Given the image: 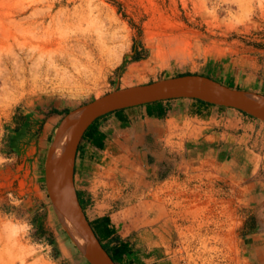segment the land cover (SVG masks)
I'll use <instances>...</instances> for the list:
<instances>
[{
  "label": "rangeland",
  "instance_id": "obj_1",
  "mask_svg": "<svg viewBox=\"0 0 264 264\" xmlns=\"http://www.w3.org/2000/svg\"><path fill=\"white\" fill-rule=\"evenodd\" d=\"M262 65L264 0H0V264H93L46 184L49 150L69 115L108 92L182 74L233 87ZM178 128L170 114L145 122L142 139L113 142L111 153L89 149L87 167L101 180L75 189L91 225L113 251L95 209L138 205L158 217L168 242L172 232L181 264H264V253L247 249L264 244L258 176L183 155ZM116 264L139 260L125 254Z\"/></svg>",
  "mask_w": 264,
  "mask_h": 264
},
{
  "label": "crops",
  "instance_id": "obj_2",
  "mask_svg": "<svg viewBox=\"0 0 264 264\" xmlns=\"http://www.w3.org/2000/svg\"><path fill=\"white\" fill-rule=\"evenodd\" d=\"M262 67L261 75H256L254 79L250 76L244 80L242 77L235 78L236 83L232 86L264 93ZM169 101L171 106L167 104ZM170 114L171 120L179 127L174 131L183 134V149L180 153L187 154L189 158L196 156L221 166L226 165L232 172L243 174L248 179H257L258 176L260 186L264 189V181L261 180L264 178V145L255 146L259 136L264 137V126H258L250 115L233 107L193 98H173L130 106L98 118L83 136L77 149L73 180L78 192L84 185L88 189H96L101 180L97 175L99 171L87 167L89 149L98 154L111 153L113 142L117 147L142 139L150 131L145 129V122L169 119ZM188 118L196 121L189 125ZM85 140L88 150L83 152L82 144ZM260 194L264 195V190ZM157 218L146 207L124 205L111 212L95 209L93 219L96 220L97 228L106 236L105 241L108 239L116 243V246L125 245L127 257L138 258L139 264H181L174 253L172 232L171 242H168L163 224ZM247 249L259 258L264 253V244L251 240ZM139 250L148 254L139 259L136 256Z\"/></svg>",
  "mask_w": 264,
  "mask_h": 264
},
{
  "label": "water",
  "instance_id": "obj_3",
  "mask_svg": "<svg viewBox=\"0 0 264 264\" xmlns=\"http://www.w3.org/2000/svg\"><path fill=\"white\" fill-rule=\"evenodd\" d=\"M173 96L189 97L219 106L233 107L259 118H261L259 114L264 112V94L233 88L206 75L190 73L108 92L83 105L77 111V113L80 112V117L76 124L67 127L64 121L55 144L64 131L68 133L67 143L61 150V166L58 169H50V157L53 156V152L48 154L47 189L55 210L71 220L86 239L89 250L85 252L93 264L116 263L103 247L87 218L74 186V163L81 138L88 127L103 115Z\"/></svg>",
  "mask_w": 264,
  "mask_h": 264
},
{
  "label": "bare ground",
  "instance_id": "obj_4",
  "mask_svg": "<svg viewBox=\"0 0 264 264\" xmlns=\"http://www.w3.org/2000/svg\"><path fill=\"white\" fill-rule=\"evenodd\" d=\"M213 88L216 89L215 87H213ZM259 116L264 119V112L259 114ZM79 117H80V112L76 113V114L69 115L65 120L66 126L71 127L72 125L76 124L79 120ZM59 131H58V134L56 135L55 140H57L58 135H60ZM67 136H68V133L64 131L63 134H61V136L59 137V141L57 142V144H55V142H54V144L51 146L49 153L53 152L52 153L53 156L51 155V157H50V163H49L50 169L55 170L61 166V154L60 153H61V150L66 146ZM53 209L55 210L54 207H53ZM55 213H56L58 219L60 220V222L63 224L64 228L68 229L74 236H76L82 244H79L73 238V236L68 232L70 237L80 246V248H82V250L88 251L89 247H88L86 239L80 234V232L77 230L75 225L71 222V220H69L67 217L63 216V214H61L57 210H55Z\"/></svg>",
  "mask_w": 264,
  "mask_h": 264
},
{
  "label": "trees",
  "instance_id": "obj_5",
  "mask_svg": "<svg viewBox=\"0 0 264 264\" xmlns=\"http://www.w3.org/2000/svg\"><path fill=\"white\" fill-rule=\"evenodd\" d=\"M199 101H202V100H199ZM202 102H204V101H202ZM208 103V102H207ZM211 104V103H210ZM120 110H122V109H119V110H115V111H113V112H118V111H120ZM240 111H242V110H240ZM242 112H244V111H242ZM245 114H247L246 112H244ZM249 115V114H248ZM104 116V115H103ZM102 117V116H101ZM101 117H99V118H101ZM98 119V118H97ZM96 119V120H97ZM95 120V121H96ZM94 121V122H95ZM94 122L88 127V129L85 131V133H84V135L85 134H87V132H88V130L92 127V125L94 124ZM83 135V136H84ZM81 201V200H80ZM81 204H82V202H81ZM84 208V207H83ZM88 218V217H87ZM90 223L92 224V222L90 221ZM94 228V230H95V232H96V234L98 235V237H99V239H100V241L102 242V245H103V247L107 250V252L111 255V257L113 258V260L116 262V263H118L119 262V260L127 253V250H126V246L125 245H119V246H115L114 248H113V251H111L108 247H107V245H105L104 243H103V241H102V239L100 238V236H99V234H98V232H97V230L95 229V227H93Z\"/></svg>",
  "mask_w": 264,
  "mask_h": 264
},
{
  "label": "clouds",
  "instance_id": "obj_6",
  "mask_svg": "<svg viewBox=\"0 0 264 264\" xmlns=\"http://www.w3.org/2000/svg\"><path fill=\"white\" fill-rule=\"evenodd\" d=\"M0 163H3V161H2V160H0Z\"/></svg>",
  "mask_w": 264,
  "mask_h": 264
}]
</instances>
